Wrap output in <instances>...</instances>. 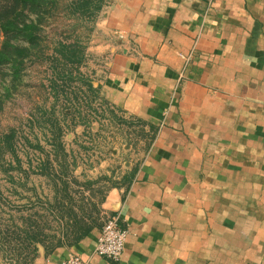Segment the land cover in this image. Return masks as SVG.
<instances>
[{"label": "crops", "instance_id": "crops-1", "mask_svg": "<svg viewBox=\"0 0 264 264\" xmlns=\"http://www.w3.org/2000/svg\"><path fill=\"white\" fill-rule=\"evenodd\" d=\"M91 43L93 87L148 140L47 173L69 216L33 264H264V0H103ZM113 162L100 202L76 204ZM115 215L118 261L94 252Z\"/></svg>", "mask_w": 264, "mask_h": 264}, {"label": "rangeland", "instance_id": "rangeland-1", "mask_svg": "<svg viewBox=\"0 0 264 264\" xmlns=\"http://www.w3.org/2000/svg\"><path fill=\"white\" fill-rule=\"evenodd\" d=\"M45 1L39 13L23 11L27 19H41L37 39L13 34L11 44L25 50L17 56L10 47L8 57L16 61L0 63V264H33L40 241L32 238L53 239L58 218L69 216V206L58 204L51 172H68L64 165L75 158L78 170L89 174L100 160L116 161L117 151L126 156L123 145L135 141L143 151L148 140L137 122L120 121L93 87L90 65L98 56L91 41L103 0L85 12L71 6L80 0ZM13 3L0 0V9ZM46 159L53 163L39 167ZM117 165L111 163L89 189L83 185L88 198L75 194L76 204L100 202ZM58 196L62 201L65 195Z\"/></svg>", "mask_w": 264, "mask_h": 264}, {"label": "trees", "instance_id": "trees-1", "mask_svg": "<svg viewBox=\"0 0 264 264\" xmlns=\"http://www.w3.org/2000/svg\"><path fill=\"white\" fill-rule=\"evenodd\" d=\"M101 0H80L79 3L71 5L72 7L75 5H79V7L75 9H82L83 11H88L90 8L89 5L93 4L94 8H99L97 4ZM45 0H14L13 4L5 5L0 9V34H3V41H0V63H7L9 61H16L17 56H20L25 48L20 46H16L11 44L9 37L13 36V34H19L24 31V37L28 38V41L33 42L37 39V36L34 34V31L38 28V24L41 19L34 21L33 19H27V15L23 14L24 9L28 8L30 11H35L39 13L43 6L45 5ZM53 5V4H52ZM89 8V9H88ZM88 14H91L89 12ZM14 49L16 57H12L9 59L10 49ZM48 159L39 163V167L46 168L47 165L50 164ZM51 207H48L50 209ZM69 212V211H68ZM30 238V235H27ZM34 240H39L38 235L33 237Z\"/></svg>", "mask_w": 264, "mask_h": 264}, {"label": "built area", "instance_id": "built-area-1", "mask_svg": "<svg viewBox=\"0 0 264 264\" xmlns=\"http://www.w3.org/2000/svg\"><path fill=\"white\" fill-rule=\"evenodd\" d=\"M127 230L124 229L119 220V216L109 217L102 225L94 248V252L112 261H118L123 254ZM63 264H87L80 256L69 255Z\"/></svg>", "mask_w": 264, "mask_h": 264}]
</instances>
